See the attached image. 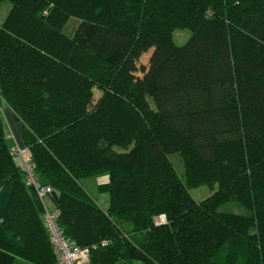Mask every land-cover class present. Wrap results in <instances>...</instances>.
Listing matches in <instances>:
<instances>
[{
    "label": "trees",
    "instance_id": "16d2710c",
    "mask_svg": "<svg viewBox=\"0 0 264 264\" xmlns=\"http://www.w3.org/2000/svg\"><path fill=\"white\" fill-rule=\"evenodd\" d=\"M6 2L0 264L55 261L1 103L90 264H264V0ZM177 30L189 36L177 43ZM102 175L92 198L81 180Z\"/></svg>",
    "mask_w": 264,
    "mask_h": 264
},
{
    "label": "built area",
    "instance_id": "2783aa9c",
    "mask_svg": "<svg viewBox=\"0 0 264 264\" xmlns=\"http://www.w3.org/2000/svg\"><path fill=\"white\" fill-rule=\"evenodd\" d=\"M11 152L16 158L20 159L19 165L27 174L26 183L37 189V196L43 200L44 220L49 233L50 242L55 252V261L53 264H90V252L88 249L81 248L66 239L59 231L56 224V211L51 208L48 202L51 189L41 187L34 177V165L26 155V150L13 145ZM163 219V217H161Z\"/></svg>",
    "mask_w": 264,
    "mask_h": 264
},
{
    "label": "rangeland",
    "instance_id": "374dc122",
    "mask_svg": "<svg viewBox=\"0 0 264 264\" xmlns=\"http://www.w3.org/2000/svg\"><path fill=\"white\" fill-rule=\"evenodd\" d=\"M9 8H10V4L8 2L3 3L2 6L0 7V23L3 21L6 13L9 10ZM188 36H189V34L187 32H184V31L177 30L173 33V39L177 43L183 42ZM147 59H148V55L142 56L141 63H143V64L146 63ZM98 96H99L98 92H95L94 101L98 98ZM1 108H2L1 110L4 114L6 131L10 133V135L7 138L8 143L10 145L17 144L19 147L23 148L24 146L22 144L23 143L22 136L20 134V128H21L20 123H18L16 121L10 122L9 114L6 112V106L1 103ZM169 158L178 171V167H180V161H179L178 156L172 155ZM16 160H17V162L20 163L19 158H16ZM107 181H108V176L102 175V176H99V177L93 178V179H82L81 184H83L85 190L89 193V195L92 198L94 197L95 194H96L95 196L97 198H101L100 193L97 192V184H102V183H105ZM207 192H209V190L205 186H201V187L189 190V193L191 194V196L195 200H199L200 199L199 197L204 196ZM221 210L226 211V212L237 213V214H244L247 212L246 209L243 208L242 206L235 205L233 203L223 205L221 207Z\"/></svg>",
    "mask_w": 264,
    "mask_h": 264
},
{
    "label": "water",
    "instance_id": "95a60500",
    "mask_svg": "<svg viewBox=\"0 0 264 264\" xmlns=\"http://www.w3.org/2000/svg\"><path fill=\"white\" fill-rule=\"evenodd\" d=\"M11 195H12V188L10 186L7 187L0 194V222H2L6 216L11 201ZM51 197L54 199L56 203L58 202V197L55 192H51Z\"/></svg>",
    "mask_w": 264,
    "mask_h": 264
},
{
    "label": "crops",
    "instance_id": "0c3cea01",
    "mask_svg": "<svg viewBox=\"0 0 264 264\" xmlns=\"http://www.w3.org/2000/svg\"><path fill=\"white\" fill-rule=\"evenodd\" d=\"M8 114H9L10 122H13L14 118H13L12 114L11 113H8ZM20 134H21V128H20Z\"/></svg>",
    "mask_w": 264,
    "mask_h": 264
}]
</instances>
